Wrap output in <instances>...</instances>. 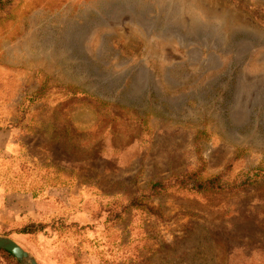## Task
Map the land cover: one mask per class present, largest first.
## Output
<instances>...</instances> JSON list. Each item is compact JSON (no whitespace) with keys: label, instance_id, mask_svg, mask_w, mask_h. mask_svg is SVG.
Masks as SVG:
<instances>
[{"label":"rangeland","instance_id":"374dc122","mask_svg":"<svg viewBox=\"0 0 264 264\" xmlns=\"http://www.w3.org/2000/svg\"><path fill=\"white\" fill-rule=\"evenodd\" d=\"M2 1L0 180L75 206L23 248L264 264V0Z\"/></svg>","mask_w":264,"mask_h":264},{"label":"crops","instance_id":"0c3cea01","mask_svg":"<svg viewBox=\"0 0 264 264\" xmlns=\"http://www.w3.org/2000/svg\"><path fill=\"white\" fill-rule=\"evenodd\" d=\"M4 130L0 132V137L6 135ZM9 141L10 140H8V142ZM53 190L54 188L51 187L46 191V194L34 197L31 193L25 190L8 187L6 180L1 179L0 235L9 236L24 247L21 239L25 238L24 236L26 234L18 232L20 227L31 221L49 224L50 222L59 219L58 217L61 214L64 215L65 213L68 214L74 212L75 206L70 203L69 195H67L66 199L61 197L63 200H60L58 198L59 193H56ZM51 191H53V193H51ZM79 209L85 210V207L80 206ZM43 230H46V227L43 228ZM12 233H15L17 237L12 236Z\"/></svg>","mask_w":264,"mask_h":264},{"label":"water","instance_id":"95a60500","mask_svg":"<svg viewBox=\"0 0 264 264\" xmlns=\"http://www.w3.org/2000/svg\"><path fill=\"white\" fill-rule=\"evenodd\" d=\"M0 248L12 253L21 264H39L31 253L9 236L0 235Z\"/></svg>","mask_w":264,"mask_h":264},{"label":"trees","instance_id":"16d2710c","mask_svg":"<svg viewBox=\"0 0 264 264\" xmlns=\"http://www.w3.org/2000/svg\"><path fill=\"white\" fill-rule=\"evenodd\" d=\"M8 1V0H6ZM3 1L0 0V5H3ZM156 185L154 184V188H157L155 187ZM160 188V186H159ZM55 221V220H54ZM52 221V222H54ZM60 221V220H59ZM48 223H43V222H38V221H31L25 225H23L22 227H20V229L18 230L19 233H23V234H26V235H33L34 233L36 232H41L43 230V228L47 227ZM47 225V226H46ZM45 231V230H43ZM0 252L12 257L17 263H20L12 253H10L9 251L5 250V249H2L0 248Z\"/></svg>","mask_w":264,"mask_h":264}]
</instances>
